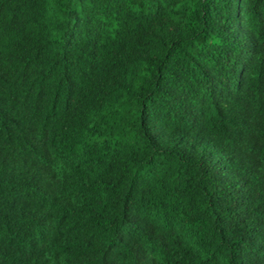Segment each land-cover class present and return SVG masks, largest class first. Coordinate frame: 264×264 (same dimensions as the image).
<instances>
[{
	"label": "trees",
	"instance_id": "1",
	"mask_svg": "<svg viewBox=\"0 0 264 264\" xmlns=\"http://www.w3.org/2000/svg\"><path fill=\"white\" fill-rule=\"evenodd\" d=\"M0 264H264V0H0Z\"/></svg>",
	"mask_w": 264,
	"mask_h": 264
}]
</instances>
